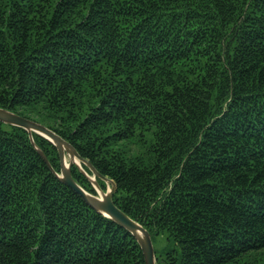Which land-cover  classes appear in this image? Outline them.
Instances as JSON below:
<instances>
[{"label":"trees","instance_id":"16d2710c","mask_svg":"<svg viewBox=\"0 0 264 264\" xmlns=\"http://www.w3.org/2000/svg\"><path fill=\"white\" fill-rule=\"evenodd\" d=\"M0 108L112 180L173 263L264 264V0H0ZM32 138L59 173L56 147ZM0 264L145 263L0 122Z\"/></svg>","mask_w":264,"mask_h":264},{"label":"water","instance_id":"95a60500","mask_svg":"<svg viewBox=\"0 0 264 264\" xmlns=\"http://www.w3.org/2000/svg\"><path fill=\"white\" fill-rule=\"evenodd\" d=\"M0 122L25 130L28 133L31 145L50 171L54 173L63 184L79 195L90 208L112 220L130 233L140 247L145 264H156L155 251L150 233L114 204L113 195L116 191V187L112 180L98 173L88 161L77 153L73 146L47 127L2 108H0ZM33 133L47 139L56 147L60 163L59 173L52 169L42 150L34 143L32 138ZM73 165H75L89 180L96 191V195L87 192L74 181L71 175V167ZM82 165L88 168L91 173L90 175L82 168ZM98 179L103 181L106 185L105 191L99 186L97 182Z\"/></svg>","mask_w":264,"mask_h":264},{"label":"rangeland","instance_id":"374dc122","mask_svg":"<svg viewBox=\"0 0 264 264\" xmlns=\"http://www.w3.org/2000/svg\"><path fill=\"white\" fill-rule=\"evenodd\" d=\"M132 149L135 152H144L143 146L132 145ZM153 247L155 251V256L158 259V264H176L173 263L171 259H168V254L173 250L177 249L175 244L171 239L168 238L166 233H161L153 236ZM248 259H253V256H249ZM244 261V259H243ZM251 261V260H249Z\"/></svg>","mask_w":264,"mask_h":264},{"label":"bare ground","instance_id":"6f19581e","mask_svg":"<svg viewBox=\"0 0 264 264\" xmlns=\"http://www.w3.org/2000/svg\"><path fill=\"white\" fill-rule=\"evenodd\" d=\"M90 174V173H89ZM132 219V218H131ZM153 240V239H152Z\"/></svg>","mask_w":264,"mask_h":264}]
</instances>
